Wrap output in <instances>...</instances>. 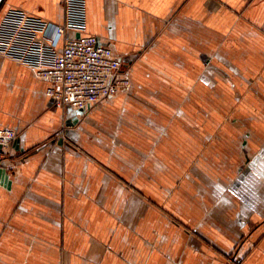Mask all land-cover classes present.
<instances>
[{"label":"crops","instance_id":"1","mask_svg":"<svg viewBox=\"0 0 264 264\" xmlns=\"http://www.w3.org/2000/svg\"><path fill=\"white\" fill-rule=\"evenodd\" d=\"M64 1L4 0L0 24L17 9L63 25ZM86 12L84 34L132 88L90 111L57 107L48 81L0 54V128L18 134L1 155L0 264H264V0H86ZM214 105H236L220 159L227 113Z\"/></svg>","mask_w":264,"mask_h":264},{"label":"built area","instance_id":"2","mask_svg":"<svg viewBox=\"0 0 264 264\" xmlns=\"http://www.w3.org/2000/svg\"><path fill=\"white\" fill-rule=\"evenodd\" d=\"M63 25L22 10L9 11L0 24V54L29 67L50 83L47 96L54 105L90 111L121 92L130 91V69L98 37L85 35L86 0H65ZM77 34L67 38L68 32ZM64 47L58 50L61 39ZM18 139L12 129L0 128V152ZM1 161V154H0Z\"/></svg>","mask_w":264,"mask_h":264},{"label":"rangeland","instance_id":"3","mask_svg":"<svg viewBox=\"0 0 264 264\" xmlns=\"http://www.w3.org/2000/svg\"><path fill=\"white\" fill-rule=\"evenodd\" d=\"M212 111L214 114L220 113L221 115L224 113V111L227 113V116L224 119H222L225 122L221 121V123H219V124L214 123L213 157H217V159H220V152H221L220 151V144L222 142L226 141V138L222 137L223 133L225 132L222 125H225L227 123L230 125V120H231L232 116L235 115V113H236V105H232V106H228V107L214 105L212 107ZM222 118H223V116H222ZM214 163H215V161H214ZM215 166H219V164H217ZM236 260H237V257H235L234 254L230 255L229 264L236 263L237 262Z\"/></svg>","mask_w":264,"mask_h":264},{"label":"water","instance_id":"4","mask_svg":"<svg viewBox=\"0 0 264 264\" xmlns=\"http://www.w3.org/2000/svg\"><path fill=\"white\" fill-rule=\"evenodd\" d=\"M3 1H4V0L1 1V3H0V7H1ZM68 125L70 126L71 123H68ZM3 153H4L3 150H1L0 154L2 155ZM0 169H1V161H0ZM6 173H7V172H6L5 170H2V169H1V170H0V178L4 177V176L6 175Z\"/></svg>","mask_w":264,"mask_h":264}]
</instances>
